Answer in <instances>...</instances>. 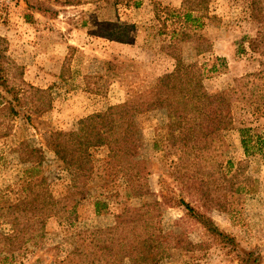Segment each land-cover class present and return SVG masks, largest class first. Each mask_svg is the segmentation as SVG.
Segmentation results:
<instances>
[{
	"label": "rangeland",
	"instance_id": "1",
	"mask_svg": "<svg viewBox=\"0 0 264 264\" xmlns=\"http://www.w3.org/2000/svg\"><path fill=\"white\" fill-rule=\"evenodd\" d=\"M181 2L0 0V36L6 40L10 65L22 69L27 83L48 90L51 100L39 117L30 121L15 118L9 134L0 138V207L6 200L14 203L18 199L19 176L27 166L14 151L20 141L44 150L39 175L47 178L54 197L61 198L70 176L58 166L49 148V131H72L80 119L148 91L159 76L174 69L177 57L203 68L208 93L226 89L234 79L259 69L258 55L247 46L259 24L251 18L246 0H210L200 26L184 22L179 14ZM118 25L129 27L126 42L102 36L111 35ZM14 69L10 66L9 72ZM256 99L235 102V127L221 134L217 150L209 158H195L184 168L186 162L161 150L164 111L138 113L137 157L145 161L151 194L129 196V187L120 176L106 175V148L93 149L96 164L88 195L54 211L32 245L12 264H63L79 235L112 226L125 205L154 200L161 205L156 222L163 233L182 235L194 245L191 252L171 250L160 264H237V254L248 251L258 254L259 264H264V154L245 155L237 130L241 123L264 127V117L256 119L252 114ZM21 111L29 110L24 107ZM191 174H202L208 181L209 196L214 200L204 208L189 185ZM230 175H235L233 186L227 179ZM237 182L240 190L235 193ZM180 198L231 235L236 249L219 243L186 215ZM8 229L0 216V231Z\"/></svg>",
	"mask_w": 264,
	"mask_h": 264
},
{
	"label": "trees",
	"instance_id": "2",
	"mask_svg": "<svg viewBox=\"0 0 264 264\" xmlns=\"http://www.w3.org/2000/svg\"><path fill=\"white\" fill-rule=\"evenodd\" d=\"M246 1L251 18L259 24L257 35L247 41L251 53L258 55L259 69L234 79L226 89L208 93L203 85V68L197 63L185 64L177 57L174 69L159 76L148 91L80 119L72 131H49V148L58 166L70 176L67 192L61 198L54 197L47 178L39 175L45 159L44 150L31 146L26 140L18 143L14 151L19 162L27 166L19 176L18 199L14 203L6 200L0 207V216L9 225L7 231H0L1 264L16 262L32 245L36 233L44 228L54 211L70 206V202L75 204L88 195V183L96 164L93 149L106 148V175L120 176L129 187V196L151 194L145 161L137 157L138 113L164 111L166 122L159 134L161 150L176 155L179 162H186L182 168L195 158L206 160L217 150L221 134L235 127V102L257 97V108L252 114L256 119L264 117V0ZM209 2L182 0L179 14L185 23L200 26V17ZM128 28L127 25H118L111 35L102 36L126 42ZM10 62L6 40L0 36V138L9 134L15 118L30 121L47 111L51 103L48 90L27 83L22 78V69L10 65ZM10 66L15 68L13 73L9 72ZM24 107L29 111H21ZM246 125L241 123L237 127L245 155L264 154V127ZM197 165L205 167L204 163ZM189 176V185L197 191L195 199L202 202L200 206L204 208L213 202L208 181L202 178L204 175ZM234 177L227 178L230 186L235 185ZM239 190L240 182H237L234 192ZM61 200L67 204L63 205ZM178 202L183 205L186 215L199 223L208 235L224 246L236 249L235 239L220 230L208 216L182 198ZM160 213L161 205L155 200L139 206L125 205L115 216L112 226L88 229L84 235H79L62 263L160 264L173 249L194 251L193 243L182 235L163 233L156 222ZM259 263L260 256L253 251L237 254V264Z\"/></svg>",
	"mask_w": 264,
	"mask_h": 264
}]
</instances>
